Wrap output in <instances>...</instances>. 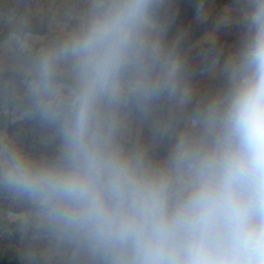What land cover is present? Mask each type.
<instances>
[{"label": "clouds", "instance_id": "9594fccd", "mask_svg": "<svg viewBox=\"0 0 264 264\" xmlns=\"http://www.w3.org/2000/svg\"><path fill=\"white\" fill-rule=\"evenodd\" d=\"M170 5L77 0L49 38L0 7V221L27 264H264V0L207 92Z\"/></svg>", "mask_w": 264, "mask_h": 264}, {"label": "rangeland", "instance_id": "374dc122", "mask_svg": "<svg viewBox=\"0 0 264 264\" xmlns=\"http://www.w3.org/2000/svg\"><path fill=\"white\" fill-rule=\"evenodd\" d=\"M177 0H171L169 22L177 17L180 8L176 4ZM77 0H0V7H12L19 4L21 10L27 5L28 10L35 14L33 21V31L42 38H49L54 35L55 25L52 23L54 14L62 13L64 9L71 8ZM198 4V12L193 19H182L174 33L169 39L180 37L181 43L188 41L192 33L200 36L188 48H183L187 54L190 72L195 87L201 92H207L220 86L215 80L209 79V71L200 70L205 61L209 59L218 60L220 64L239 45L243 27L240 24L239 0H195ZM7 34L2 21H0V39ZM211 38V39H210ZM213 44L211 50H207L205 44ZM7 80L6 78H2ZM3 119V117H0ZM13 131L19 132L23 143L29 150H34L37 146L34 143V132L28 127L15 126ZM145 140L149 139L148 131H144ZM157 156H163L166 147L157 144L154 148ZM4 202H0L2 206ZM7 206V204H6ZM10 225L0 224V264H27L23 252L25 245L22 244L19 234L13 232L8 235L5 231Z\"/></svg>", "mask_w": 264, "mask_h": 264}, {"label": "trees", "instance_id": "16d2710c", "mask_svg": "<svg viewBox=\"0 0 264 264\" xmlns=\"http://www.w3.org/2000/svg\"><path fill=\"white\" fill-rule=\"evenodd\" d=\"M194 1L195 0H177L176 1V4L177 6L180 8V11L178 12L177 14V17H175L174 19H172L170 22H169V29H168V37L171 36L175 29L178 27V25L180 24L181 20L185 18V20H189V19H193L194 16L197 14L198 12V4L195 3L194 4ZM200 35L198 33H192L190 36H189V39L186 43L182 44L181 43V48H188L189 46H191L195 39L198 38ZM204 47L207 49V50H211V48L213 47V44H205ZM213 59H209L207 61H205L204 65L201 67L200 70H204L206 69V66L208 65H211ZM8 76H9V73H4L3 77L2 78H6L8 79ZM15 127V125L13 126ZM3 207H7L6 206V203H3L2 204ZM7 223L6 221H0V224H5Z\"/></svg>", "mask_w": 264, "mask_h": 264}, {"label": "crops", "instance_id": "0c3cea01", "mask_svg": "<svg viewBox=\"0 0 264 264\" xmlns=\"http://www.w3.org/2000/svg\"><path fill=\"white\" fill-rule=\"evenodd\" d=\"M208 71V70H207ZM195 72V71H194ZM192 72V74L194 73ZM209 79L210 80H215L217 83L221 84L222 83V79L219 77V75H214L212 74L210 71H209ZM196 82V75L194 77V83ZM166 145L165 144H162V148H165Z\"/></svg>", "mask_w": 264, "mask_h": 264}]
</instances>
